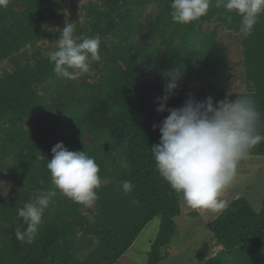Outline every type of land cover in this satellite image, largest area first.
Here are the masks:
<instances>
[{
    "label": "trees",
    "instance_id": "trees-1",
    "mask_svg": "<svg viewBox=\"0 0 264 264\" xmlns=\"http://www.w3.org/2000/svg\"><path fill=\"white\" fill-rule=\"evenodd\" d=\"M63 1L9 0L0 6V63L13 57L12 68L0 74V166L10 170L5 179L18 176L26 185L18 195L0 197V264H114L159 216L146 263L158 264L175 234L183 199L159 175L151 153L160 140L153 125L168 115L156 112L169 82L163 73L180 71L167 108L182 107L188 99H225L232 73L215 30H203L202 24L216 21L217 27L239 33L240 17L213 6L199 20L181 24L172 21L171 0L83 3L86 22L75 24L74 38L99 35L101 60L95 62V80L74 89L72 83L63 85L38 45L57 42L63 28L50 24L63 15ZM150 3L156 10L143 16ZM240 45L246 90L239 97L255 101L264 135V14L249 37L240 35ZM26 47L32 49L30 58L21 52ZM59 142L99 165L102 182L94 206L63 196L52 183L47 163ZM256 154L264 155V141L251 149L250 155ZM124 181L134 186L127 194ZM49 192L56 195L34 242L19 241L15 232L23 221L17 210ZM208 228L222 248L201 264H264V202L255 211L246 198H235Z\"/></svg>",
    "mask_w": 264,
    "mask_h": 264
},
{
    "label": "clouds",
    "instance_id": "clouds-1",
    "mask_svg": "<svg viewBox=\"0 0 264 264\" xmlns=\"http://www.w3.org/2000/svg\"><path fill=\"white\" fill-rule=\"evenodd\" d=\"M9 0H0L7 6ZM223 8L240 17L239 33L243 38L252 34L259 17L264 14V0H171L170 16L175 23L188 24L206 15L210 7ZM101 38H74L73 24H65L57 39V48L48 59L53 71L68 80H77L90 70L92 62H99ZM169 78L165 95L158 98L157 113L167 111L160 124V140L151 147L159 175L181 195L192 209L214 213L227 204L221 197L233 182L240 161L249 157L251 149L264 141L258 130L260 112L250 97H236L214 103L211 96L203 101L188 99L182 107L167 108L166 102L177 88L178 69L163 73ZM52 158L47 169L59 192L85 207L95 205L101 187L100 168L94 157L84 151H69L62 142L51 148ZM131 181L122 183L125 194L133 190ZM56 192L41 193L34 202L17 210L23 223L17 227L16 238L34 242L44 210ZM135 202V201H134ZM26 226V228H25Z\"/></svg>",
    "mask_w": 264,
    "mask_h": 264
},
{
    "label": "rangeland",
    "instance_id": "rangeland-1",
    "mask_svg": "<svg viewBox=\"0 0 264 264\" xmlns=\"http://www.w3.org/2000/svg\"><path fill=\"white\" fill-rule=\"evenodd\" d=\"M90 1V2H89ZM94 0H65L62 2V13L60 18L54 20L50 27L61 29L65 24L71 23L73 27L79 23L83 25L86 22L85 9L81 6L83 3H91ZM156 10L155 4H147L143 10V16L151 14ZM139 17L137 20L142 21ZM203 30L216 32V43L222 48L223 60L227 65V71L232 73L226 85V94L228 97L235 99L246 90L243 82V65L241 61L242 46L240 45V34L223 27H217L216 21L204 22ZM41 53L50 54L57 46V42L50 43L47 40L38 43ZM28 51L26 57H31L32 49L23 48L22 51ZM13 66V57H9L0 63V74L11 69ZM98 71L95 62L91 63L89 72L81 75L77 80H68L63 78V85L72 83L74 89L81 88L82 82L91 83L97 77ZM25 128L31 126L29 120H23ZM6 162L9 159L5 160ZM10 170L8 167L0 166V197L6 195H18L26 185L21 184L18 176H12L5 179ZM244 197L251 204L255 211H259L264 202V155H250L247 159L240 161L236 176L231 185L223 192L222 199L226 204L235 198ZM181 212L176 216V231L169 243V252L175 260V264H194V261H204L207 256L214 254L216 249L213 248L216 240L213 238L208 223L212 221L219 213H214L205 209H192L187 206L184 199L180 202ZM89 217L91 215L84 211ZM160 226V217L152 219L144 228L138 239L122 258H119L114 264H146L147 252L150 249L151 242L154 240ZM90 247H88L89 249ZM86 253H78L82 256ZM210 253V254H209ZM159 264H163L159 263ZM198 264H201L198 262Z\"/></svg>",
    "mask_w": 264,
    "mask_h": 264
},
{
    "label": "crops",
    "instance_id": "crops-1",
    "mask_svg": "<svg viewBox=\"0 0 264 264\" xmlns=\"http://www.w3.org/2000/svg\"><path fill=\"white\" fill-rule=\"evenodd\" d=\"M182 211V210H181ZM144 230V229H143ZM142 230V231H143ZM142 231H141V233H142ZM140 233V234H141ZM140 234L138 235V237L140 236ZM138 237L135 239V241L138 239ZM134 241V242H135ZM134 242H133V244H134ZM152 243V242H151ZM132 244V245H133ZM132 245L130 246V248L132 247ZM129 248V249H130ZM213 248H215L216 249V251H215V253L216 252H218L222 247H221V245H219L217 242L215 243V245H214V247ZM128 249V250H129ZM128 250L120 257V258H122L123 256H125V254L128 252ZM214 253V254H215ZM210 254V253H209ZM213 254H210L209 256H212ZM209 256H207V257H209ZM206 257V258H207ZM163 262V264H175L176 262H175V260L172 258V254L169 252V247L166 245V246H164L163 248H162V250H161V259H160V261H159V263H162ZM198 262L199 263H202V260L200 261H194L193 263L194 264H198ZM158 263V264H159ZM181 264H184V263H181Z\"/></svg>",
    "mask_w": 264,
    "mask_h": 264
}]
</instances>
